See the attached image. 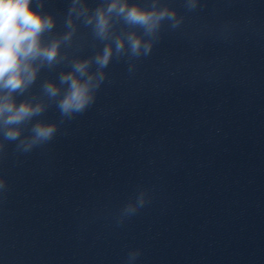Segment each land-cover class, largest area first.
<instances>
[{
  "label": "clouds",
  "instance_id": "9594fccd",
  "mask_svg": "<svg viewBox=\"0 0 264 264\" xmlns=\"http://www.w3.org/2000/svg\"><path fill=\"white\" fill-rule=\"evenodd\" d=\"M184 2L189 11L197 8L198 0ZM43 9L44 0H0V154L6 142H15L17 152L28 153L52 141L59 124L95 103L113 58L126 56L131 61L150 55L164 22L176 29L183 21L161 0H149V6L138 0H99L95 8L89 7L87 0H70L66 30L54 33L56 19ZM77 21L90 27L94 39L104 42L101 50L87 58L70 57L62 51L72 48ZM121 22L127 27L117 32L115 27ZM61 64L69 65L70 70L61 71L58 82L45 79L39 95L30 93L42 69L52 70ZM134 67L129 63V72ZM51 104L59 110V124L37 119ZM5 183L0 178V189ZM145 195L141 192L135 202L128 203L122 215H134L144 205ZM139 254L131 251L129 264Z\"/></svg>",
  "mask_w": 264,
  "mask_h": 264
}]
</instances>
